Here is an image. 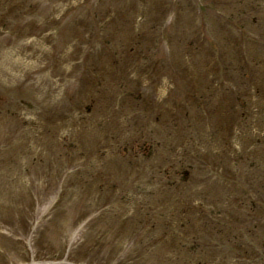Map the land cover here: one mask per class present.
<instances>
[{"label": "rangeland", "instance_id": "1", "mask_svg": "<svg viewBox=\"0 0 264 264\" xmlns=\"http://www.w3.org/2000/svg\"><path fill=\"white\" fill-rule=\"evenodd\" d=\"M189 2L0 0V264H260L234 257L230 234L256 225L264 239L262 212L245 215L264 207L260 132L233 105L173 107L155 64L181 42ZM215 27L213 58L239 42L251 60L254 28ZM198 59L168 66L196 95Z\"/></svg>", "mask_w": 264, "mask_h": 264}]
</instances>
